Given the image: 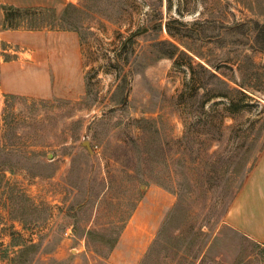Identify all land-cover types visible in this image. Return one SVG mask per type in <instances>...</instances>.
Returning <instances> with one entry per match:
<instances>
[{
    "label": "rangeland",
    "instance_id": "1",
    "mask_svg": "<svg viewBox=\"0 0 264 264\" xmlns=\"http://www.w3.org/2000/svg\"><path fill=\"white\" fill-rule=\"evenodd\" d=\"M15 23L76 31L84 78L0 93V264H108L153 187L174 202L139 264H264L225 224L264 149V0H73Z\"/></svg>",
    "mask_w": 264,
    "mask_h": 264
},
{
    "label": "crops",
    "instance_id": "2",
    "mask_svg": "<svg viewBox=\"0 0 264 264\" xmlns=\"http://www.w3.org/2000/svg\"><path fill=\"white\" fill-rule=\"evenodd\" d=\"M73 0H0L4 7L53 12L59 18ZM0 93L49 99L77 93L84 66L76 31L0 26ZM174 202L171 193L153 187L140 201L123 229L108 264H139ZM225 224L264 248V149L231 206Z\"/></svg>",
    "mask_w": 264,
    "mask_h": 264
},
{
    "label": "trees",
    "instance_id": "3",
    "mask_svg": "<svg viewBox=\"0 0 264 264\" xmlns=\"http://www.w3.org/2000/svg\"><path fill=\"white\" fill-rule=\"evenodd\" d=\"M3 10L7 12L4 15L5 23H3V29H19L20 25H18L17 23L10 24V22L15 20L20 13L31 12L28 10L15 9L12 7H4Z\"/></svg>",
    "mask_w": 264,
    "mask_h": 264
},
{
    "label": "built area",
    "instance_id": "4",
    "mask_svg": "<svg viewBox=\"0 0 264 264\" xmlns=\"http://www.w3.org/2000/svg\"><path fill=\"white\" fill-rule=\"evenodd\" d=\"M66 235H68V232L66 233Z\"/></svg>",
    "mask_w": 264,
    "mask_h": 264
}]
</instances>
